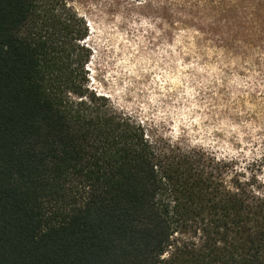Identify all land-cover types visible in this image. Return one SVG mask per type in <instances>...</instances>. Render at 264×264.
Listing matches in <instances>:
<instances>
[{"label": "trees", "instance_id": "1", "mask_svg": "<svg viewBox=\"0 0 264 264\" xmlns=\"http://www.w3.org/2000/svg\"><path fill=\"white\" fill-rule=\"evenodd\" d=\"M71 2L0 0V264H264V162L92 93Z\"/></svg>", "mask_w": 264, "mask_h": 264}, {"label": "rangeland", "instance_id": "2", "mask_svg": "<svg viewBox=\"0 0 264 264\" xmlns=\"http://www.w3.org/2000/svg\"><path fill=\"white\" fill-rule=\"evenodd\" d=\"M71 6L89 29L92 93L164 140L264 162V0Z\"/></svg>", "mask_w": 264, "mask_h": 264}]
</instances>
